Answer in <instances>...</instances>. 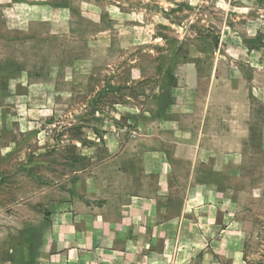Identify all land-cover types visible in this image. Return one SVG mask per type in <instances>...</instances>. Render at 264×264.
<instances>
[{
  "label": "rangeland",
  "instance_id": "obj_1",
  "mask_svg": "<svg viewBox=\"0 0 264 264\" xmlns=\"http://www.w3.org/2000/svg\"><path fill=\"white\" fill-rule=\"evenodd\" d=\"M216 61L249 94L247 136L229 170H209L232 205L181 264H264V0H0V264L36 263L104 138L125 143L144 109L189 98L180 78Z\"/></svg>",
  "mask_w": 264,
  "mask_h": 264
},
{
  "label": "crops",
  "instance_id": "obj_2",
  "mask_svg": "<svg viewBox=\"0 0 264 264\" xmlns=\"http://www.w3.org/2000/svg\"><path fill=\"white\" fill-rule=\"evenodd\" d=\"M35 6L36 13L54 12L48 4ZM218 64L205 75L182 76L190 97L163 111L144 109L125 143L104 138L108 155L94 151L92 172L67 186L68 199L51 214L61 235L34 264H166L168 253L172 264H181L210 237L206 228L232 203L224 194L216 203L209 170L231 168L232 147L245 141L251 109L241 77Z\"/></svg>",
  "mask_w": 264,
  "mask_h": 264
},
{
  "label": "trees",
  "instance_id": "obj_3",
  "mask_svg": "<svg viewBox=\"0 0 264 264\" xmlns=\"http://www.w3.org/2000/svg\"><path fill=\"white\" fill-rule=\"evenodd\" d=\"M81 141V140H80ZM82 142V141H81ZM86 142H88V143H91V142H89V141H86ZM84 144H85V142H84Z\"/></svg>",
  "mask_w": 264,
  "mask_h": 264
}]
</instances>
